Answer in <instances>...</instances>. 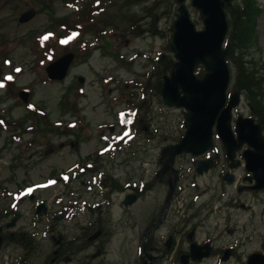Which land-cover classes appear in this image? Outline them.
Instances as JSON below:
<instances>
[{"label": "rangeland", "instance_id": "374dc122", "mask_svg": "<svg viewBox=\"0 0 264 264\" xmlns=\"http://www.w3.org/2000/svg\"><path fill=\"white\" fill-rule=\"evenodd\" d=\"M0 1V48H8V50L5 49L0 52V58L2 57L0 65L4 64L5 58H9L12 64L11 68H13V65H19L22 68L16 79L10 81L6 88L0 90L2 95L6 94L9 96L5 103H0V113L7 108L10 114L12 113L17 118L21 116L22 119V116L28 111V107L20 97L19 99L23 105L16 97L17 94L19 96V90L21 88H29L32 91L30 102L41 104L49 110L47 111L51 116L52 125L63 123V129V127H67L69 122L77 121L78 123L73 127V130L79 132L83 138L87 139L86 143H79V147L75 144V148V145L73 147L61 145L62 142L69 141L70 138L75 139L74 135H67L66 137L52 132L27 133L30 130L18 129L17 137L12 140L10 137L14 136L11 135L9 129L0 128V215H3L0 223L1 221L4 223L7 219L13 217H21L18 221L20 228L25 227L36 233L38 230L42 231L45 229L42 220L34 219L37 216L36 204L38 201H46L50 207L49 212L53 213L52 211L54 209L62 206V203H57L58 198H64L65 203L68 204L72 200H81L83 198L91 199L101 189L99 185H95L92 191L88 190L89 179H93L94 174L88 170L82 174L77 168L78 163L83 162V158L88 157L92 152L104 146L105 142L103 143L96 136L100 132L99 127L108 128L109 123H118L117 130L119 132L121 130V124L118 119V111L128 110L134 100L139 101L142 97L144 91L140 86L148 81L149 74L147 73L150 72L151 63L153 64L151 57H155L161 51L165 50L170 34L172 33V24L177 17L179 3L176 0H137L135 1V5H125L122 6V10H119V3L115 6L110 4L111 7H106L105 3H110L112 0H108L105 3L100 1L101 7L99 13L92 14L90 19H93L91 22L93 24H97L95 21L99 20L98 25L101 28L103 27V32L107 33L110 47L106 48V50L96 48L97 45L93 44L95 38L85 29L82 31L80 39L79 37H69L71 40L63 48V51L77 48L84 55V58L88 54H92V57L88 61L77 58L75 62L76 67L72 70L68 79L54 83L49 81L43 64L48 63L54 55L59 53V47L56 44L57 33L46 31L48 38L44 39L43 36L40 37V40L43 42H51L50 46H48V48L50 47V53L47 56L38 50L37 45L34 46L35 39L39 35H43L44 31L42 33V30L49 25V21L53 16L69 14L74 20H79L80 15L78 12H82L84 8H88L90 14L93 11L95 13L96 7L94 5L97 3V0ZM258 1L261 8L259 9L260 12L257 19V31L255 30L253 47L249 50L248 57L254 59L260 66L261 72L264 73V0ZM46 2H49L50 5ZM68 2H73L71 5L76 4L75 8L77 10L68 7ZM188 6L191 9L193 19L198 26L202 27L201 17L191 7L189 1ZM29 7H35L39 13L30 22L21 24L16 16L18 17L23 10ZM102 7H104V11H102ZM148 7L151 8L150 12L146 11ZM128 12L138 15L140 29H147L150 26V21L155 18L151 14H156L162 34L153 35L151 32L144 31L140 37H135L129 32L127 20H124V16L121 14H127ZM49 29H52V27L50 26ZM38 30L41 32L36 34ZM28 34H31L33 38L30 39L29 36H26L21 40V35ZM51 52L54 53L51 55ZM118 53L124 56L127 62L134 60L132 66H125L122 63L119 64L115 55ZM49 57L50 59L48 60ZM4 71H9L6 64L1 73H4ZM79 74L86 77L85 84L81 85L83 87L82 90L80 85L76 89ZM70 88H73L68 94L71 102L70 110L72 111H67L69 100L67 104H62L61 98L64 92ZM146 89L145 95L152 100L153 104L151 117L148 118V121L151 125L161 126L162 130L159 138L161 141L163 139V133L169 127L168 118L172 112L171 110H167V120L163 122L160 118L162 116L161 111L164 108L163 103L155 94V91L150 88ZM15 102L19 106L17 105L13 108L11 104L14 105ZM249 108V103L244 97L239 107V112L244 115H249ZM31 123L32 121H30ZM33 125L36 126V122H33ZM31 130L34 131L33 127ZM137 136L138 133L136 132V137L131 142V145L122 152L124 153L123 159L118 162L119 164L121 162L126 164L127 158L132 160L133 173L135 175L138 173L137 168L146 166V170L142 171L141 169V175L143 174L142 172H145L146 179L157 180L155 176L161 167V163H157L158 156L161 153V143L151 141L150 147L144 150L142 154L133 155V152H137L138 147L141 145L137 140ZM50 147L54 148L53 152L45 154V151ZM128 150L129 152L126 154ZM122 153L117 155L118 160H120ZM110 158L105 161L107 166L113 163V157ZM26 165L28 166L26 168L28 170L25 171L24 167ZM225 165L226 163L224 162L212 174L206 175L205 177H198L191 173V166L188 168L184 164V160L179 161V166L184 169L180 190L182 191L189 187L193 189L194 187L192 185L197 183L204 184L208 187V189H197L196 195L189 190L188 197L191 203L195 204V207L210 198L212 202L215 201V198L226 199L225 219L220 218L225 215L223 213H220L218 216H213V221L209 227L214 232L221 230L217 236L220 239V242H218L220 245H226V248L234 245L235 250L239 249L233 260L231 259L226 264H244L245 257L248 253L260 249L264 250V191L238 192L235 186H231L227 182L225 188V183L221 178V173L227 169V165L226 169ZM72 166L74 167L73 169L78 171H75V174L74 172L72 173ZM117 170L118 174L123 173L121 165H119ZM54 171H56L55 175H53ZM63 171L71 173V179L67 184L60 181V184L56 186L46 188L37 187L35 189L36 195L33 198L27 197L20 204L18 209L20 211L19 215L8 212L11 208L10 203L13 200V192H18L25 185L40 181L43 182L49 177L55 176L59 178ZM78 173H81V175ZM238 174L239 176H245L242 168L238 169ZM84 180H87V182L83 183ZM136 180L135 178L134 181ZM242 183H244L243 180ZM167 190L168 185L165 181L157 180L154 189L148 192V194L143 195L144 197L142 196L143 198H141L140 202H137L133 207L138 226L133 232L129 228L126 229L125 225L118 227L117 233L113 236L111 244L109 245L110 252L107 258L104 260L100 258L96 263L139 264L143 228L150 218L158 215ZM233 198H238L239 201H245L247 206L240 209L237 205V207L233 208L229 203V200ZM248 203L250 206H248ZM196 211H201V208L196 209ZM120 217H122V214L118 209L115 212V221L118 224L120 223ZM85 221V218L76 216L71 220L68 219L61 223L58 231L67 234L70 229V236L73 237L79 233L78 226H80V223ZM216 223L218 226L215 229L214 226ZM144 224L145 226L143 227ZM204 230H207V227L206 229L204 227L200 229V237L204 236ZM41 236L37 243L39 248L37 255L38 264H43L42 261H46V255L50 252L47 251L46 247L50 243L51 236L49 234H43ZM23 254V249L16 244L4 246L0 251V264H15L19 258V261L21 260ZM79 259L80 256L75 254L72 262L59 264H79Z\"/></svg>", "mask_w": 264, "mask_h": 264}, {"label": "water", "instance_id": "95a60500", "mask_svg": "<svg viewBox=\"0 0 264 264\" xmlns=\"http://www.w3.org/2000/svg\"><path fill=\"white\" fill-rule=\"evenodd\" d=\"M193 6L201 11L205 29L197 30L195 24L190 19V14L185 5L180 7L181 14L175 22L174 40L171 44L179 61L172 70L171 76H165L162 84V91L165 100L169 105L185 107L189 110L186 114L188 130L181 143L171 145L164 149L162 159L167 157L166 166L161 173L164 174L172 169V164L176 155L183 151H188L194 155H201L212 145V127L218 118V132L221 135L227 149L228 155L233 160L236 149L241 144L247 142L255 150L245 152L248 169L253 171L257 179L255 189L264 187V136L262 127L254 123L252 118L239 117L237 131L239 133L240 144L234 137L231 130V110L240 101V93L236 92L228 106L222 110L226 104V90L230 81V70L226 62L228 54L232 51L231 43L223 49V42L228 33V20L224 10L226 2L230 0H192ZM34 10L24 13L22 21H27L34 16ZM73 58V54H68L62 59L49 66L52 77L62 79L67 73V68ZM199 64H204L207 73L204 78L195 75V69ZM210 160L198 161L197 168L200 173L211 167ZM238 161L232 163L236 167ZM173 170V169H172ZM175 178H170V191L162 210V217L152 227H157L166 210L169 207L175 183ZM225 178L232 182L233 175H226ZM134 197L126 200L133 202ZM150 230L147 232V236ZM148 254V253H147ZM209 252H201V247L193 246V256L197 259L203 258ZM151 259L153 256L148 254ZM228 255L226 256L227 259ZM264 264V257L254 254L250 258V264ZM143 264H149L145 261Z\"/></svg>", "mask_w": 264, "mask_h": 264}, {"label": "trees", "instance_id": "16d2710c", "mask_svg": "<svg viewBox=\"0 0 264 264\" xmlns=\"http://www.w3.org/2000/svg\"><path fill=\"white\" fill-rule=\"evenodd\" d=\"M255 3V0H240L239 3L229 4L227 7L231 21L229 38L235 48L230 59L236 67V87L246 92L247 98L251 100L264 123V105L260 96L262 84L254 74V68L246 57V51L253 43L258 18V8ZM174 61L172 55L165 57L159 78L172 69Z\"/></svg>", "mask_w": 264, "mask_h": 264}, {"label": "flooded vegetation", "instance_id": "af4514ba", "mask_svg": "<svg viewBox=\"0 0 264 264\" xmlns=\"http://www.w3.org/2000/svg\"><path fill=\"white\" fill-rule=\"evenodd\" d=\"M104 200H106V198H104ZM106 202H108V201H106ZM107 207L109 209L108 212H110L111 209L109 208V202L107 204H103V203L98 204V209H99V212L101 213V215L105 214ZM91 210L94 211L93 208H91ZM124 211L127 212L126 209H124ZM98 227L102 230V234H104L105 232H109V226L108 225H104L103 223H100V224H98ZM2 237L4 239V237H6V234H3ZM104 238H105V236H104ZM97 244H99V246H97V253L102 256L103 252L106 251L105 246L100 242H97Z\"/></svg>", "mask_w": 264, "mask_h": 264}, {"label": "snow or ice", "instance_id": "6c2138e0", "mask_svg": "<svg viewBox=\"0 0 264 264\" xmlns=\"http://www.w3.org/2000/svg\"><path fill=\"white\" fill-rule=\"evenodd\" d=\"M9 79H10V77H9Z\"/></svg>", "mask_w": 264, "mask_h": 264}]
</instances>
